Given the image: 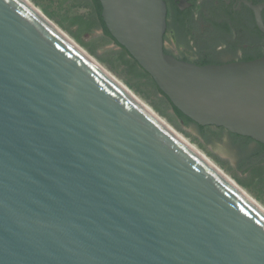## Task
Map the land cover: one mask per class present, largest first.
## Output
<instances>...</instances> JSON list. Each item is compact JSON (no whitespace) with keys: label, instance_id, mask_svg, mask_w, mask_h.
I'll return each instance as SVG.
<instances>
[{"label":"water","instance_id":"water-1","mask_svg":"<svg viewBox=\"0 0 264 264\" xmlns=\"http://www.w3.org/2000/svg\"><path fill=\"white\" fill-rule=\"evenodd\" d=\"M98 1L173 108L264 145V56L178 60L164 0ZM243 3L264 34V3ZM178 119L241 174L264 162ZM0 264H264V212L24 0H0Z\"/></svg>","mask_w":264,"mask_h":264},{"label":"rangeland","instance_id":"rangeland-1","mask_svg":"<svg viewBox=\"0 0 264 264\" xmlns=\"http://www.w3.org/2000/svg\"><path fill=\"white\" fill-rule=\"evenodd\" d=\"M29 1L264 208V162L250 166L241 174L228 157L220 156L199 136L186 129L173 112L169 101L158 92L151 77L103 34L90 0ZM165 42L173 50L176 49L168 40L165 39ZM186 55L196 58V54L191 52ZM238 56H241V52H238ZM203 132L215 143L224 144V130L208 127Z\"/></svg>","mask_w":264,"mask_h":264},{"label":"flooded vegetation","instance_id":"flooded-vegetation-1","mask_svg":"<svg viewBox=\"0 0 264 264\" xmlns=\"http://www.w3.org/2000/svg\"><path fill=\"white\" fill-rule=\"evenodd\" d=\"M243 1L254 5L264 3V0H164L166 4L164 51L178 60L193 64L205 57L221 64L241 61L245 53L251 54L254 48L264 45L257 42L256 33L261 37H264V34L258 30L252 11ZM261 18L264 23V9L261 11ZM210 22L223 23L229 29V32L223 34L225 37L218 38L222 42L216 44L213 50L206 49V40L212 35ZM165 39L184 52L176 56L172 49L166 47ZM221 49L235 53L239 51L241 56L220 60L208 56ZM188 52L195 53L196 58L189 59L186 55Z\"/></svg>","mask_w":264,"mask_h":264},{"label":"trees","instance_id":"trees-1","mask_svg":"<svg viewBox=\"0 0 264 264\" xmlns=\"http://www.w3.org/2000/svg\"><path fill=\"white\" fill-rule=\"evenodd\" d=\"M91 4L93 6L97 21L99 23V26L103 32L104 35H106L117 47L121 48L122 50H124L122 47H120L109 35L108 31L106 30L104 23L102 22L100 13H101V6L98 0H90ZM255 2V1H254ZM210 29H211V33L212 35L207 38L206 43V49L208 50H213L215 49L216 44L222 42V40L219 41L218 38H222L225 37L226 35L223 36V34L229 32L228 27L223 24V23H217V22H210L209 24ZM207 33V31H206ZM257 34V35H256ZM256 39L258 44L264 43V37L259 36V33H256ZM221 36V37H218ZM264 46V45H263ZM263 46H258L257 48L253 49V53L248 54L245 53L241 59V61H251L257 58H260L262 56H264V47ZM164 53H167L166 51H164ZM196 65H207V64H221L219 62H213L212 60H210L209 58L205 57L203 59H200L197 63H195ZM158 92L162 95L163 93L160 92L158 90ZM165 97V96H164ZM166 98V97H165ZM172 107V106H171ZM173 112L175 113V115L180 118L184 123L189 124V125H195L200 131H204L206 128L208 127H201L196 125L195 123H193L190 119H188L187 117H185L184 115H182L177 109L172 107ZM217 129H221L224 130L222 128H217ZM225 131V130H224ZM229 137V139L231 140L232 144L237 147L242 153L245 152L247 150V147L250 144H255L256 148L255 150L252 152V155L254 156V158H261L264 161V145L257 143L253 140H251L250 138L247 137H242V136H238L235 134H231L228 133L227 131H225Z\"/></svg>","mask_w":264,"mask_h":264},{"label":"bare ground","instance_id":"bare-ground-1","mask_svg":"<svg viewBox=\"0 0 264 264\" xmlns=\"http://www.w3.org/2000/svg\"><path fill=\"white\" fill-rule=\"evenodd\" d=\"M32 9H34L41 17H43L50 25H52L59 33H61L66 39L74 44L79 50L87 55L92 61H94L99 67H101L109 76H111L119 85H121L140 105H142L147 111H149L154 117L171 129L189 148L221 173L236 189H238L244 196H246L252 203H254L260 210L264 212V208L256 202L251 196H249L231 177L225 174L220 168H218L203 152H201L195 145L190 143L185 137H183L178 131H176L165 119H163L156 111H154L149 105L144 103L139 97H137L126 85L116 79L110 72H108L103 65L101 66L93 57H91L84 49H82L75 41H73L65 32H63L56 24L49 20L45 14H43L39 8L35 7L29 0H24Z\"/></svg>","mask_w":264,"mask_h":264}]
</instances>
